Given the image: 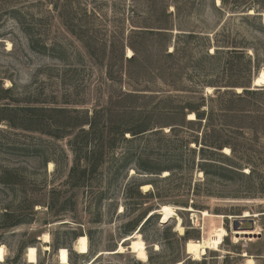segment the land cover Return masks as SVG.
Wrapping results in <instances>:
<instances>
[{"label":"rangeland","instance_id":"1","mask_svg":"<svg viewBox=\"0 0 264 264\" xmlns=\"http://www.w3.org/2000/svg\"><path fill=\"white\" fill-rule=\"evenodd\" d=\"M224 1L0 0L3 264H28L29 248L36 249L37 264H59L60 249L68 251L69 264H246L248 259L264 264V95L257 101L214 95L216 90L240 94L236 85L251 86L264 68V11L245 10L250 0ZM165 25L172 31L164 33L171 35L158 34ZM228 43H242L250 63L228 56L223 48ZM173 45L175 57L163 58ZM132 48L137 55L128 61ZM216 50L215 58L206 56ZM163 70L171 75L167 82ZM173 89L203 92L200 111H213L211 120L188 125L163 111L165 105L200 103V95ZM223 108L235 112L221 114ZM90 118L103 139L80 134L88 126L79 124ZM141 120L154 129L132 143L121 140L118 126ZM221 124L244 129L237 143L251 147L246 155L260 165V176L248 181L222 171L226 165L218 157H202V141ZM171 128L176 132L169 133ZM155 131L160 132L151 134ZM76 135V151L87 143L79 155L98 153L82 160L71 176ZM187 140L195 153L185 150ZM138 158L155 169L172 167V175L138 171ZM83 169L87 173L79 180ZM166 205L178 209L184 235L175 231L174 220L161 223L156 213ZM202 212L224 219L204 218ZM245 214L256 216L251 219L259 234L235 242L232 223ZM216 227L228 232L219 248L198 260L187 256V240L207 242ZM137 232L145 262L128 250L126 239ZM79 237L87 239L85 256L73 250ZM121 245L125 252L118 254Z\"/></svg>","mask_w":264,"mask_h":264},{"label":"trees","instance_id":"2","mask_svg":"<svg viewBox=\"0 0 264 264\" xmlns=\"http://www.w3.org/2000/svg\"><path fill=\"white\" fill-rule=\"evenodd\" d=\"M251 3L249 5H247L245 8V10H253L254 13H260L258 11H264L263 8V2L264 0H250ZM220 4L224 5L225 1L224 0H220ZM167 12V10L165 11V13ZM177 12V8L174 7V13ZM160 32L158 34H162V36H165V34H172V33H164L166 31L171 32L172 29H170V27H168V25H165L164 27H159ZM187 36H192V35H187ZM227 51L226 54L228 56H235L234 58H238V59H242V60H246L247 63H250L251 61V56L247 55L246 53V47H244V45L241 44H236V45H230L229 43L228 45L226 44L225 47ZM133 49V48H132ZM134 50V49H133ZM135 54L132 58H130L128 61H132L135 60V57L137 55L136 51L134 50ZM220 51L216 50L212 55H206L207 57H209L210 59L215 58ZM177 54V48L175 45L172 46V50L168 51L167 49H165L163 51V58L167 59V60H172L175 55ZM166 61V60H165ZM258 62L255 63L254 68L257 70L258 69ZM253 68L249 67L247 69H245L244 71V77L246 80H248L252 74ZM162 74L166 77H164V81L167 82V79L171 77L170 74H168L165 70H163ZM169 81V79H168ZM239 86V88L243 89L242 92L240 94H235L232 93L231 90H225V91H221V90H216L214 92V95L216 96H235L237 99L239 100H243L244 98H250V100L252 101H257L259 100L258 97H260L261 95H264V90L262 89H256V90H249L250 89V84L245 83V84H240V85H236ZM227 87V86H225ZM232 87V86H229ZM234 87V86H233ZM174 92H184V93H189V94H197L200 95L199 101L200 103H186L184 106H180V105H175V107H171V108H166L167 105H165L164 108H162L163 111H167L169 114H176L178 116H180L182 118V121L187 123L188 125H195L198 123H201L202 121H206V124L211 120V117L213 116V111L208 112V114L205 111H200L202 107H204V103H205V98L203 96V92H191V91H178L173 89ZM164 92V91H162ZM128 97H135L136 95L134 94H127ZM210 98V96H209ZM212 98H210L211 100ZM165 101H168V105H174L172 103H174L172 101V99L167 98L164 99ZM224 111L221 112V114H225V113H234L235 111L229 110V109H225L223 108ZM225 112V113H224ZM190 114H193L195 119L192 121H186V117ZM148 117V116H147ZM83 126H88V131H85L83 129H80V134L85 135L86 137H89V135H96L98 136V141L101 140V138L103 139V132L100 129H97L95 122L93 121V118L90 119H85L83 120L80 124L79 127H83ZM78 127V126H77ZM72 128V127H71ZM154 128L152 127V125L149 124V122H145L143 120L140 121V123H136V125H120V127L118 126V135L121 138V140H123L126 143H132L135 141L136 137H138L139 135H142L144 133H147L151 130H153ZM223 129V130H222ZM244 129H239L237 127L231 126V125H227V124H221L220 125V130L219 131H214L212 130L213 135H206L205 139L202 141L201 147L199 148V153L202 155V157L205 158H211L210 156H216L219 159H221L223 161V163L226 165V167H222L221 170L232 174V175H238L241 177H244L245 179H247L248 181H252L254 179L255 176H260L259 174V168L260 165H258L257 163L253 162L252 159L246 155V153L252 151L251 147L248 145H240L238 142V140H241L242 138H244L243 135H245L243 133ZM247 130V129H246ZM160 132V131H158ZM157 131L152 132L151 134L156 135L158 133ZM175 128H171L169 133H175ZM255 132V131H254ZM257 132V131H256ZM222 133H224V135H221ZM128 134V137H125V135ZM95 136V137H96ZM253 136L257 137V134H254ZM79 136H75L74 138V142H72V144H70V148L73 152L74 155V166L71 169V176L73 175V173L75 172V170L78 168L79 164L82 162H89L90 159V155H94L95 153H98V150L96 149H92V153L91 151L89 153H86L84 155H79V150L84 148V146H87V143L84 144V146H82L80 149H78V151H76L77 149H74L73 145H75L78 140ZM254 138L255 140H257V138ZM252 140V141H255ZM193 144H195V147H198V140L194 139V141H192ZM190 141H185L184 142V148L185 150H187L188 152H192L195 153V149L190 147ZM224 148H228L230 151V154L225 155L222 154L221 151ZM100 155V154H99ZM126 161H128V159H125ZM100 161V160H99ZM99 164V163H98ZM156 167H149V163L148 161H145L141 158L137 159L136 162V170L144 172L146 174H150V175H159L161 172H168L170 173L169 176L172 175L173 172V168L172 167H162V168H157ZM244 168H248L249 172L248 173H243L241 172V170H243ZM264 168V167H262ZM86 170L83 169L82 171V177H79V180H83L84 176L86 175ZM261 185H264V177L261 180Z\"/></svg>","mask_w":264,"mask_h":264},{"label":"bare ground","instance_id":"3","mask_svg":"<svg viewBox=\"0 0 264 264\" xmlns=\"http://www.w3.org/2000/svg\"><path fill=\"white\" fill-rule=\"evenodd\" d=\"M127 55L128 58L131 55V51L127 50ZM258 85H262L261 87H264V68H262L259 72L258 79L256 81ZM195 117L193 114L189 115L188 120L192 121L194 120ZM223 153L225 155H228L230 153L228 148H225L223 150ZM51 167V166H50ZM150 186H143L142 189L144 191H148ZM178 209L171 207V206H161L157 214L161 218V223H166L169 222L170 220H174L176 222V228L175 231L179 233L180 236L184 235L185 230L183 229L181 219L177 216L176 212ZM190 211V210H189ZM191 212V211H190ZM204 218H214V219H224L222 216H212L209 215L206 212H202L201 214ZM193 218L196 216L193 214ZM256 216H249L248 214H245L239 222V226H245L244 222L247 219L255 218ZM255 225V223H254ZM256 227V226H255ZM244 228L237 229L235 231H232V235L234 236V241L238 242L240 240H244L245 237H248L247 239L250 240L249 238L251 236L259 234L258 228H252V230H248ZM228 236V232L224 229V227H216L213 228L208 235L207 242L205 241H193V240H187L186 245H185V252L187 256H191L194 260L200 259L201 256L205 255L206 251L208 250H217L219 246L222 244L223 240L225 237ZM239 237V238H237ZM246 239V240H247ZM42 241L44 244H48L50 242L49 236L44 235L42 237ZM130 242V245L128 247V250L135 255L136 259L145 262L147 260V254H146V248L145 244L140 238L139 232L134 233L132 236L128 237L126 239V242ZM124 242V243H126ZM45 250H48L47 247H45ZM73 250L77 255L85 256L88 254V243L87 239L85 237H79L76 242L73 245ZM125 252V249L121 245L118 248L117 253L122 254ZM26 259L28 264H37V251L35 248H29L26 251ZM57 258L59 264H69V255L68 251L66 249H60L57 253ZM5 262V257H4V248L0 246V264H3ZM181 264V263H178ZM246 264H254V262L251 259H248L246 261Z\"/></svg>","mask_w":264,"mask_h":264},{"label":"water","instance_id":"4","mask_svg":"<svg viewBox=\"0 0 264 264\" xmlns=\"http://www.w3.org/2000/svg\"><path fill=\"white\" fill-rule=\"evenodd\" d=\"M258 75H259V73L253 78L249 90H256L258 88H263V87H261L262 85H258L256 83V81L258 79ZM243 222H244L245 226L244 227L243 226L240 227L238 221H233V223H232V231H235V230L240 229V228H244V229L249 228L248 230H252V228H254V219H247V220H245Z\"/></svg>","mask_w":264,"mask_h":264}]
</instances>
